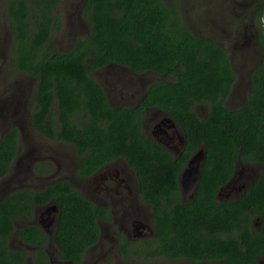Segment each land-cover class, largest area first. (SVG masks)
Returning a JSON list of instances; mask_svg holds the SVG:
<instances>
[{
    "label": "trees",
    "instance_id": "16d2710c",
    "mask_svg": "<svg viewBox=\"0 0 264 264\" xmlns=\"http://www.w3.org/2000/svg\"><path fill=\"white\" fill-rule=\"evenodd\" d=\"M5 1L8 26L16 37L6 61L8 70L37 80L30 110L33 129L74 145L82 159L80 176L118 157L136 170L140 194L152 207L156 234L139 244L135 254L162 264L170 259L258 264L257 255L264 254V0H257L255 7L262 56L239 108L226 104L238 80L229 51L197 35L185 23L180 3L87 0L84 15L92 32L62 51L49 46L54 32L62 31L61 19L52 12V2L60 0H47L46 10L27 0ZM112 63L174 79L148 83L137 105H116L93 75ZM198 106L205 108L204 116ZM156 107L183 133L185 145L176 156L144 131L147 111ZM20 142V128L14 124L0 136V180ZM200 148L205 159L196 190L184 198L180 175ZM238 161L261 165L259 175L239 199L221 201L220 189L234 178ZM34 169L46 175L54 168L47 161L36 163ZM51 200L61 210L54 240L65 259L79 263L98 243V219L108 218V209L62 178L41 190L13 192L0 203V264H25L30 255L26 249L9 247L14 231L24 241L44 243L39 226L17 229L14 218L32 217L34 206ZM257 217L261 223L254 231ZM125 246L127 252L131 246Z\"/></svg>",
    "mask_w": 264,
    "mask_h": 264
},
{
    "label": "rangeland",
    "instance_id": "374dc122",
    "mask_svg": "<svg viewBox=\"0 0 264 264\" xmlns=\"http://www.w3.org/2000/svg\"><path fill=\"white\" fill-rule=\"evenodd\" d=\"M166 2L169 4L180 3L185 23L197 35L214 39L229 51L238 80L226 104L229 108L241 107L252 87L251 72L257 66L261 55V49L255 37V26L253 21L249 20L251 14L255 12L258 2L256 0H166ZM61 4L58 11L62 17L63 28L58 34L54 32L49 46L55 50L67 51L73 47L78 37L90 35L93 25L86 21L81 12L82 1L79 3L78 0H70V2L62 0ZM243 14L246 19L242 16ZM15 41L16 37L6 19V1L0 0V136L3 132L8 131L12 124L21 127L20 143L23 149L21 155H24V164L27 162L32 164L38 160L37 157H42L52 163L53 172L56 176L49 180L51 184L60 176L72 174L73 168L80 158L74 145L48 138L33 129L30 110L33 107L37 80L29 81L24 74H14L8 70L6 61L8 60L9 49ZM108 68L97 71L95 76L105 84L110 100L119 104L133 105L139 99L140 83L136 82V78H143L146 81V83L143 82L144 85L156 80L174 79L155 73L136 76L125 69L121 71L115 66ZM111 71L119 73L123 78L121 79L122 82L114 78L110 74ZM105 80L108 82L107 84ZM196 110L202 116L206 113L202 106H198ZM155 111L157 115L154 117H152V112L148 114V119L151 120L147 121V126L144 129L149 136H152L155 125L166 115L160 109ZM168 132L172 134L173 128H168ZM174 135V141L170 144L179 147V134L175 133ZM162 143L173 156L177 155L178 152H174L165 141ZM259 168L257 165H240L238 170L243 173L232 179L229 188L223 190L221 199H225L226 194L234 192L232 188L238 185L240 180H245L247 172L253 173L259 171ZM240 176L242 177L239 178ZM68 178L72 177L69 175ZM33 182L40 183L35 179ZM141 206L143 213L152 211V207L146 203H141ZM131 264H143V261L132 262Z\"/></svg>",
    "mask_w": 264,
    "mask_h": 264
},
{
    "label": "flooded vegetation",
    "instance_id": "af4514ba",
    "mask_svg": "<svg viewBox=\"0 0 264 264\" xmlns=\"http://www.w3.org/2000/svg\"><path fill=\"white\" fill-rule=\"evenodd\" d=\"M31 3H38L44 10L47 9V0H27ZM70 2V0H67ZM79 3L82 1L81 12L84 15V8L87 3V0H78ZM257 1V0H256ZM62 0L59 2H52V12L53 15L57 18L62 19L58 7L61 6ZM33 9V8H32ZM244 18L246 16L243 14ZM6 19L8 21L7 12ZM86 21L91 23L86 17ZM257 19L256 10L251 14L249 20L253 21L254 26L255 20ZM248 20V21H249ZM62 21V20H61ZM92 24V23H91ZM63 22L61 23V28ZM257 26V25H256ZM255 26V29H257ZM56 34H58L56 32ZM78 39V38H77ZM76 39V40H77ZM75 40V42H76ZM70 50V49H69ZM115 66L119 70H127L129 73L141 76L145 73H135L130 68L119 65V64H110L105 66L103 69H109L108 67ZM93 75L95 76V73ZM150 73V72H146ZM114 78L121 81L123 79L121 75L117 72L111 71L110 73ZM116 75V76H115ZM160 75V74H157ZM160 76L170 75L162 74ZM101 85L106 88L105 84L95 76ZM172 77V76H171ZM174 78V77H172ZM136 82L140 83L138 92H144L145 87L143 78H136ZM105 83L108 82L105 80ZM143 87V88H142ZM111 103L112 102L110 100ZM116 105H121L115 103ZM138 100L133 103L137 105ZM158 108H149L147 114L152 112L154 116L157 115ZM154 119V118H152ZM148 115L144 122V129L147 126ZM162 121V120H161ZM21 128V127H20ZM154 130V129H153ZM152 130V135L154 136V131ZM21 131V129H20ZM22 133V131H21ZM177 133L173 129V135ZM25 135V134H23ZM22 136V134H21ZM161 136V135H160ZM174 139H169L166 143L170 148L179 154L178 147L171 145ZM180 141V140H179ZM179 144V143H178ZM23 152L22 146L18 149V154L12 161L9 171L6 176L0 180V203L7 198L11 193L16 192L25 188H33L34 190H41L50 185V179L56 174L53 170L46 175H41L37 173L34 169V165L38 162L43 163L47 162L42 157H37L35 162L29 164L28 162L24 164V155H21ZM79 161L73 168V173L68 174L67 176H60L51 182L54 183L59 179L68 178L72 181L75 189L82 194L84 197L91 200L98 207H104L108 209V218L98 219V223L101 228V237L95 245L90 247L83 255L82 260L78 263L65 259L64 251L55 243V235L57 232V227L59 223V218L61 215V210L58 204L51 200L46 204H37L34 206V215L32 217H17L14 218V225L17 229H22L28 225L39 226L40 229L46 236L44 243L40 246L37 244H32L30 242L24 241L16 231L9 238V247L17 249H26L30 252V255L27 256V261L25 264H131L132 262L143 261V264H162L160 260H153V258H145L144 256H138L135 254V249L139 244L143 246V241L149 238H153L156 234L152 217L153 211L143 213V207L141 203H145L141 194H140V182L136 173V170L130 166L124 157H118L112 161L104 163L100 168L96 170L93 174L83 177L78 175L77 171L82 162L81 157L79 156ZM75 162V160H73ZM250 166L241 161H238V165L235 171V175L242 174L243 172L236 173L239 166ZM259 170L261 169V165ZM259 171L253 173L247 172L245 180H240L239 184L234 186V192L228 193L225 195V199H221V195L224 189H228L231 185V182L225 187L220 189L218 197L221 201H226L228 199H239L245 189L258 177ZM238 177V176H237ZM240 176L239 178H241ZM244 177V176H243ZM33 179L39 181L40 183L36 184L33 182ZM8 181L7 183H5ZM30 181V182H29ZM5 183V184H3ZM3 184V185H1ZM182 187V186H181ZM183 190V188H182ZM184 198H189L185 191L183 190ZM147 204V203H146ZM261 220L260 217H257L253 223V229L256 231L260 226ZM49 229V231L47 230ZM129 243L130 248L127 252L125 251V244ZM43 250V251H42ZM90 252V253H89ZM258 264H264V254L257 255L256 257ZM41 260V262L39 261ZM182 259H170L163 264H218L217 262H203L197 263L194 261L181 262ZM183 261V260H182Z\"/></svg>",
    "mask_w": 264,
    "mask_h": 264
},
{
    "label": "water",
    "instance_id": "95a60500",
    "mask_svg": "<svg viewBox=\"0 0 264 264\" xmlns=\"http://www.w3.org/2000/svg\"><path fill=\"white\" fill-rule=\"evenodd\" d=\"M257 44L260 46V49H261V45L258 43V41H257ZM261 56H262V53L260 55L259 62L261 60ZM259 62H258V64H259ZM258 64H257V66H258ZM256 67L251 72L252 74H253L254 70L256 69ZM251 83H252V75H251ZM165 114L167 115L166 112H165ZM166 115H165V118L162 119V121H160L158 124L155 125L156 128H154V130H153L155 137L154 136H150V137L155 139L156 141H158L164 147H166L162 143V141L167 142V141H169V139H172V140L174 139L173 136L169 135V132L167 131L168 128H173L179 134L178 138L180 140L179 141L180 146L178 147V149L180 152L182 150L183 146L185 145V139L182 136V133L180 132V130L176 128V127H178V125L176 124L174 119L170 115H167V116ZM204 159H205L204 149L200 148V150H198L190 158L185 169L183 170V172L180 175V184H181L183 190L185 191V193L187 194L188 197H192L194 195V192H195L196 186H197V182H198V179H199L200 174H201L202 163H203ZM239 172L240 171H237L236 173H239ZM47 230L49 231V229H47Z\"/></svg>",
    "mask_w": 264,
    "mask_h": 264
},
{
    "label": "clouds",
    "instance_id": "9594fccd",
    "mask_svg": "<svg viewBox=\"0 0 264 264\" xmlns=\"http://www.w3.org/2000/svg\"><path fill=\"white\" fill-rule=\"evenodd\" d=\"M150 73H154V72H150ZM156 74V73H155ZM106 89V91L108 92V90H107V88H105ZM108 96H109V93H108ZM109 98H110V96H109ZM199 107H201V106H199ZM157 108V107H156ZM158 109H160V108H158ZM160 110H162V109H160ZM162 111H164V110H162ZM165 112V111H164ZM167 113V112H166ZM148 114H150V113H148ZM147 114V115H148ZM167 115H169L168 113H167ZM152 117H154V114H152ZM175 121V120H174ZM177 124V123H176ZM156 128V127H155ZM177 129H179L180 130V128H179V126L178 127H176ZM168 131V130H167ZM180 132L182 133V131L180 130ZM169 135H171V136H173V138L175 137V135H173V134H170L169 133ZM153 136V135H152ZM182 136H183V133H182ZM150 137V136H149ZM184 137V136H183ZM166 148V147H165Z\"/></svg>",
    "mask_w": 264,
    "mask_h": 264
}]
</instances>
